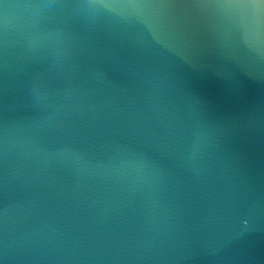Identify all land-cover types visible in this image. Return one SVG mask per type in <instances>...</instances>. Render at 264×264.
I'll list each match as a JSON object with an SVG mask.
<instances>
[{"label": "water", "instance_id": "1", "mask_svg": "<svg viewBox=\"0 0 264 264\" xmlns=\"http://www.w3.org/2000/svg\"><path fill=\"white\" fill-rule=\"evenodd\" d=\"M0 264H264V0H0Z\"/></svg>", "mask_w": 264, "mask_h": 264}]
</instances>
